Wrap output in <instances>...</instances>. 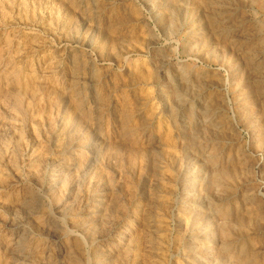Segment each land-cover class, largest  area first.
Masks as SVG:
<instances>
[{
	"label": "rangeland",
	"instance_id": "obj_1",
	"mask_svg": "<svg viewBox=\"0 0 264 264\" xmlns=\"http://www.w3.org/2000/svg\"><path fill=\"white\" fill-rule=\"evenodd\" d=\"M0 264H264V0H0Z\"/></svg>",
	"mask_w": 264,
	"mask_h": 264
},
{
	"label": "bare ground",
	"instance_id": "obj_2",
	"mask_svg": "<svg viewBox=\"0 0 264 264\" xmlns=\"http://www.w3.org/2000/svg\"><path fill=\"white\" fill-rule=\"evenodd\" d=\"M4 110H5V108H4ZM6 112V111H5ZM134 131V130H133ZM2 132V131H1ZM129 132V131H128ZM141 137V136H140ZM133 142V141H132ZM92 217H94V216H92ZM95 218V217H94ZM68 221V220H67ZM95 222V221H94ZM67 228V227H66ZM69 232V231H68ZM113 235V234H112ZM116 241V240H115ZM95 242V241H94ZM8 243V242H7ZM106 243V242H105ZM102 258V257H101ZM115 260V259H114Z\"/></svg>",
	"mask_w": 264,
	"mask_h": 264
}]
</instances>
